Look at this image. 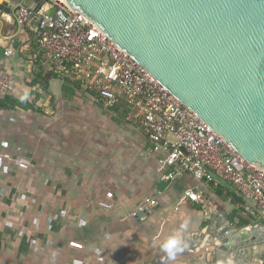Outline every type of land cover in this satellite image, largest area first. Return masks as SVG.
I'll return each mask as SVG.
<instances>
[{"label": "crops", "instance_id": "obj_1", "mask_svg": "<svg viewBox=\"0 0 264 264\" xmlns=\"http://www.w3.org/2000/svg\"><path fill=\"white\" fill-rule=\"evenodd\" d=\"M35 27L0 11V69L15 82L0 100L36 109L0 110V264H239L246 250L219 235L241 198L190 175L163 181L165 160L143 130L37 61ZM190 189L205 203L186 200ZM149 197L158 205L133 217ZM248 254L246 264H264V244Z\"/></svg>", "mask_w": 264, "mask_h": 264}, {"label": "water", "instance_id": "obj_2", "mask_svg": "<svg viewBox=\"0 0 264 264\" xmlns=\"http://www.w3.org/2000/svg\"><path fill=\"white\" fill-rule=\"evenodd\" d=\"M62 1L264 173V0ZM47 2L5 0L0 11L18 23L21 6ZM219 237L231 252L239 242L246 251L238 263L246 264L249 251L264 244V225L236 230L227 219Z\"/></svg>", "mask_w": 264, "mask_h": 264}, {"label": "built area", "instance_id": "obj_3", "mask_svg": "<svg viewBox=\"0 0 264 264\" xmlns=\"http://www.w3.org/2000/svg\"><path fill=\"white\" fill-rule=\"evenodd\" d=\"M54 6L57 10L52 17L47 12ZM29 22L36 23L35 57L44 69L78 83L107 108L126 102L128 119L138 121L153 153L165 160L163 181L190 175L199 181L228 185L249 214L255 218L264 214V173L243 159L89 18L62 0H51L40 8L21 6L18 23L24 27ZM14 90L13 77L0 69V98ZM184 198L205 203L204 196L194 189L185 191ZM157 205V199L145 198L132 216L139 217Z\"/></svg>", "mask_w": 264, "mask_h": 264}, {"label": "rangeland", "instance_id": "obj_4", "mask_svg": "<svg viewBox=\"0 0 264 264\" xmlns=\"http://www.w3.org/2000/svg\"><path fill=\"white\" fill-rule=\"evenodd\" d=\"M61 87H62L61 82H54L53 89H59ZM82 94L87 95L88 93L85 92L84 90H82ZM126 107H127L126 102L123 101L122 105L118 108H115V109L123 117V120L126 124L132 125L134 129L140 128V130H142V128L140 127L137 120H135V119L129 120L128 119L129 118V114H128L129 112H128V109ZM38 108L45 109V105H41V106L38 105ZM108 109H110V108H108ZM214 189L217 190L216 187ZM233 192H234V190H233ZM222 197L226 199L228 197V192L223 193ZM237 208L233 210L231 217H230L232 224L235 227L240 229L241 223L246 222V221H248L250 223V226H257V225H260L261 222H263L260 217H258V218H260V219H258V218H255L254 216H252L251 214H249L243 206H238ZM250 226H248V227H250Z\"/></svg>", "mask_w": 264, "mask_h": 264}, {"label": "trees", "instance_id": "obj_5", "mask_svg": "<svg viewBox=\"0 0 264 264\" xmlns=\"http://www.w3.org/2000/svg\"><path fill=\"white\" fill-rule=\"evenodd\" d=\"M17 108H22L25 110L35 111V106L29 103L27 100H0V110H16ZM243 204V200L240 199L238 203ZM250 223L248 221L241 223L240 226H248Z\"/></svg>", "mask_w": 264, "mask_h": 264}, {"label": "clouds", "instance_id": "obj_6", "mask_svg": "<svg viewBox=\"0 0 264 264\" xmlns=\"http://www.w3.org/2000/svg\"><path fill=\"white\" fill-rule=\"evenodd\" d=\"M177 244L178 242L172 238L163 246V249L168 253L169 257H174V248Z\"/></svg>", "mask_w": 264, "mask_h": 264}]
</instances>
